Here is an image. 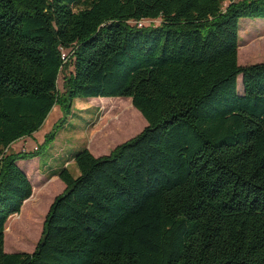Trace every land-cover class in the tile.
Returning <instances> with one entry per match:
<instances>
[{
    "label": "trees",
    "instance_id": "16d2710c",
    "mask_svg": "<svg viewBox=\"0 0 264 264\" xmlns=\"http://www.w3.org/2000/svg\"><path fill=\"white\" fill-rule=\"evenodd\" d=\"M242 17L264 0H0V264H264V60L238 63ZM78 96L128 97L109 114L147 124L51 173L65 187L33 250L6 252L33 188L17 162L41 148L10 145L59 105L51 142Z\"/></svg>",
    "mask_w": 264,
    "mask_h": 264
},
{
    "label": "rangeland",
    "instance_id": "374dc122",
    "mask_svg": "<svg viewBox=\"0 0 264 264\" xmlns=\"http://www.w3.org/2000/svg\"><path fill=\"white\" fill-rule=\"evenodd\" d=\"M160 19H143L141 25L158 24ZM130 23H134L131 21ZM238 63L251 64L264 60V18L242 17L238 21ZM63 70L58 74L57 87L62 90ZM237 91H243L241 75L237 77ZM114 101V102H113ZM111 102L122 109L131 107L128 97H119L114 100H91L84 97H75L72 100L71 112L66 121L55 129L54 139L45 144V137L55 123L63 115L59 105H55L49 112L42 126L32 134L10 145L8 151L33 150L41 147L38 156L19 160L18 166L24 171L30 169L27 175L32 183L30 200L23 204L17 216L9 218L5 223L4 250L6 252H31L38 241L42 223L53 198L62 192L57 180L43 181L41 176H47L50 170L60 168L64 159L70 158L75 152L87 145L95 156L109 152L117 144L139 133L146 120L138 113L135 117L122 121L117 118L119 112L109 114ZM133 111L132 109H130ZM68 169L74 175L78 171L75 163Z\"/></svg>",
    "mask_w": 264,
    "mask_h": 264
},
{
    "label": "crops",
    "instance_id": "0c3cea01",
    "mask_svg": "<svg viewBox=\"0 0 264 264\" xmlns=\"http://www.w3.org/2000/svg\"><path fill=\"white\" fill-rule=\"evenodd\" d=\"M93 98V97H92ZM92 100H95V99H92ZM96 100H105V99H96ZM15 143V142H14ZM14 143H12V144H14ZM87 148H89L87 145H85ZM90 150V149H89ZM91 151V150H90ZM110 152V151H109ZM109 152H106L105 154H108ZM72 157L73 156H71L70 158H67V159H64L63 160V162H62V164H61V166H60V168H62V167H69V166H71L70 164H73V159H72ZM59 168H55V169H52V170H50V172H49V174L45 177V176H41L42 177V180L44 181H48V182H50V181H52V180H57L58 181V183H59V187H60V189H64V187H65V184L63 183V181L62 180H60V178L57 176V175H53V174H51V173H54V172H56L57 170H58ZM24 172L27 174V172L28 173H30V169H27V171L26 170H24ZM78 174V171H75V174L74 175H77ZM29 177V176H28Z\"/></svg>",
    "mask_w": 264,
    "mask_h": 264
},
{
    "label": "built area",
    "instance_id": "2783aa9c",
    "mask_svg": "<svg viewBox=\"0 0 264 264\" xmlns=\"http://www.w3.org/2000/svg\"><path fill=\"white\" fill-rule=\"evenodd\" d=\"M140 22L141 21L138 22V25H141ZM59 50L61 51V58L63 59V62H67L69 60V55L71 54V49L59 47Z\"/></svg>",
    "mask_w": 264,
    "mask_h": 264
}]
</instances>
